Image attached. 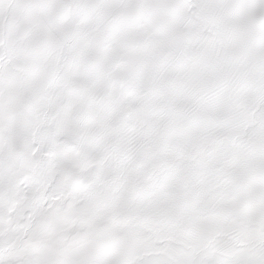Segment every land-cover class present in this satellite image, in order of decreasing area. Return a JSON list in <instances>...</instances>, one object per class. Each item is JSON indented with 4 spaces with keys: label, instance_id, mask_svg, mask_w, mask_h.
Instances as JSON below:
<instances>
[{
    "label": "snow or ice",
    "instance_id": "1",
    "mask_svg": "<svg viewBox=\"0 0 264 264\" xmlns=\"http://www.w3.org/2000/svg\"><path fill=\"white\" fill-rule=\"evenodd\" d=\"M0 264H264V0H0Z\"/></svg>",
    "mask_w": 264,
    "mask_h": 264
}]
</instances>
